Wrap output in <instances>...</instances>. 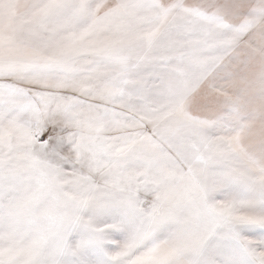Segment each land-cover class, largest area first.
I'll return each instance as SVG.
<instances>
[{
    "label": "snow or ice",
    "instance_id": "obj_1",
    "mask_svg": "<svg viewBox=\"0 0 264 264\" xmlns=\"http://www.w3.org/2000/svg\"><path fill=\"white\" fill-rule=\"evenodd\" d=\"M0 264H264V0H0Z\"/></svg>",
    "mask_w": 264,
    "mask_h": 264
}]
</instances>
